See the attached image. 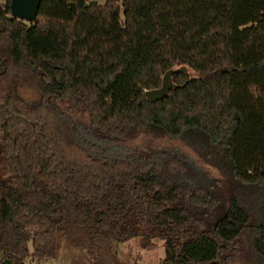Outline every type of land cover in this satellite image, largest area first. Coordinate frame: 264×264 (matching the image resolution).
<instances>
[{
	"label": "trees",
	"instance_id": "obj_1",
	"mask_svg": "<svg viewBox=\"0 0 264 264\" xmlns=\"http://www.w3.org/2000/svg\"><path fill=\"white\" fill-rule=\"evenodd\" d=\"M8 5L0 264L54 259L60 236L92 264L131 239L161 242V264H264V0H41L34 23ZM138 136L220 179L173 148H125Z\"/></svg>",
	"mask_w": 264,
	"mask_h": 264
},
{
	"label": "rangeland",
	"instance_id": "obj_2",
	"mask_svg": "<svg viewBox=\"0 0 264 264\" xmlns=\"http://www.w3.org/2000/svg\"><path fill=\"white\" fill-rule=\"evenodd\" d=\"M91 2L101 4L103 0H89ZM4 0H0L3 3ZM119 10L121 11V5L118 2ZM174 69H180L184 72L189 71L185 67H174ZM133 142L124 144L125 148L129 149H147V148H173L187 154L190 158L199 161L192 154L191 151L183 147V145L177 140L169 139H156L152 140L143 136L136 137ZM201 168L208 174V177L220 179L219 174L212 168L199 163ZM240 204L247 211L251 220L255 222L257 212L254 208L250 207L246 201L241 200ZM155 247L152 250H141L139 241L137 239H131L124 243L114 245V255H111V261L116 264H161L163 258V247L161 242L154 241ZM24 264H92L91 260L85 255L82 250H76L69 247L66 243V239L62 236L59 237L57 255L54 259H44L40 262H35L31 259H26Z\"/></svg>",
	"mask_w": 264,
	"mask_h": 264
},
{
	"label": "water",
	"instance_id": "obj_3",
	"mask_svg": "<svg viewBox=\"0 0 264 264\" xmlns=\"http://www.w3.org/2000/svg\"><path fill=\"white\" fill-rule=\"evenodd\" d=\"M40 2L41 0H9L8 8L10 16L27 23H34ZM179 70L180 69H171L166 71L161 77L159 88L146 91V98L151 102L165 98L168 91L174 88L170 76L172 73Z\"/></svg>",
	"mask_w": 264,
	"mask_h": 264
}]
</instances>
